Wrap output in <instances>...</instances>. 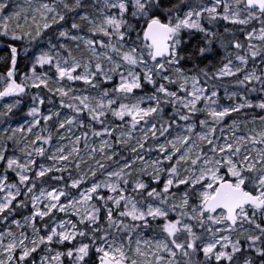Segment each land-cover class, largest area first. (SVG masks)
<instances>
[{
  "label": "snow or ice",
  "instance_id": "snow-or-ice-1",
  "mask_svg": "<svg viewBox=\"0 0 264 264\" xmlns=\"http://www.w3.org/2000/svg\"><path fill=\"white\" fill-rule=\"evenodd\" d=\"M21 49L29 71L18 80ZM218 49L219 67L199 66ZM0 50V264H264V99L225 88L233 103L221 105L217 83L236 77L264 94V0H0ZM77 82L97 94H77ZM145 85L154 92L136 95ZM25 97L31 120L12 127ZM246 109L259 113L224 126ZM49 122L67 143L53 145ZM174 126L146 159L149 139ZM65 173L64 187L44 186ZM150 227L163 237L144 239Z\"/></svg>",
  "mask_w": 264,
  "mask_h": 264
},
{
  "label": "rangeland",
  "instance_id": "rangeland-1",
  "mask_svg": "<svg viewBox=\"0 0 264 264\" xmlns=\"http://www.w3.org/2000/svg\"><path fill=\"white\" fill-rule=\"evenodd\" d=\"M16 2H18V3H20V4H22L23 3V0H16ZM257 28L259 27V24H258V22L256 23V25H255ZM83 27V30L81 31V35L82 36H85V38H91V34H89L88 32H87V26L86 25H83L82 26ZM133 39H135V37L133 38ZM244 40V36H243V34H242V40L241 41H243ZM69 43V45H70V47H75V45L73 44V42H68ZM139 40H137L136 41V44L137 45H139ZM41 47H43V46H41ZM21 51H22V53H23V49H21ZM21 57H23L24 58V56H23V54L21 55ZM28 62V61H27ZM235 63H238V61H234ZM257 65H259V61L257 60ZM249 67H251V62H250V64H249ZM29 71V68L27 67V70H26V72H28ZM25 73V72H24ZM24 73L23 74H21L20 76H17L18 78V80H20L22 77H23V75H24ZM242 75L243 74H241V78H242ZM225 79H231V80H233L231 83L232 84H230V89H227L229 92H232V91H235V92H237V93H239L240 95H245V94H247V96H248V98L252 101V102H258L260 99H264V94H261V93H247V90L246 89H244V88H242V87H239V86H237V88L235 87L236 85H235V80L237 79L236 77H230V78H225ZM118 83V77H114L113 78V81H112V83L111 84H105V85H103L102 87H104V88H109V89H111L112 87H113V85H115V84H117ZM166 83V82H165ZM74 87H76V89H77V94H83V95H96L97 94V90L96 89H91V88H89L88 86H86V85H83L82 83H80V82H77L75 85H74ZM169 88L170 89H172V90H175L174 89V87L173 86H171V85H169ZM218 90H219V92H220V96H221V99H220V104L221 105H229V104H231V103H233L232 101H229V100H227L226 98H225V89L224 88H218ZM30 91H32V92H35V91H38V90H30ZM246 91V92H245ZM154 92V89H152V87L150 86V85H145L144 86V88H143V90H137V93H136V95H145V96H147V95H151L152 93ZM111 95H115L114 93H111ZM55 101H58V97H54L53 98ZM4 102L2 101L1 103H0V105H2ZM29 104H30V100L27 98V97H25V99H24V102L19 106V108L13 113V115L11 116V118L8 120V124H10L12 127H18V126H27L28 125V122L31 120V117H29V116H27L26 115V113H27V111L29 110ZM145 106H147V102H146V105ZM50 107V105H48V104H45V106H44V108H43V111H45V112H47V109ZM165 107H169V109L171 110L170 112H168V114H167V116H165V119H173V112H174V109L171 107V106H164V108ZM245 112H247L248 113V115H243V114H233V116H230V117H227L226 119H225V124H224V126L225 127H227V125H229L231 122H232V120L233 119H239V120H245V121H251V117H252V115L255 113V114H258L259 113V109H246V110H244ZM61 114H62V116H64V115H71L72 113L70 112V110H68V109H63V110H61ZM84 120H85V123L87 124V123H90V121H89V119L87 118V116H86V114L82 117ZM203 118H205V116H204V114L203 113H198L197 114V117H195L194 119H196V120H199V119H203ZM127 119V118H126ZM107 123L109 124V125H112V126H115V124H118V123H121V122H119L118 120H115V118H113V117H111V116H109L108 118H107ZM181 125H183V123L184 122H179ZM6 125L5 124H0V130H2L4 127H5ZM98 130L100 129V125H98V124H96V125H94ZM249 126H251V124H249ZM41 127H43V123L41 124ZM49 129L53 132V137H54V139H53V145L55 146L57 143H67V141H58L57 140V133H56V131H55V124L53 123V122H49ZM198 131L200 130L199 129V126H198V129H197ZM34 132L36 131V129H34L33 130ZM63 130H61V132H62ZM75 131V133L76 134H79V132H81V131H84V129H77V130H74ZM178 131H182V129H180V130H177L176 128H175V126L173 127V129L172 130H170V132L169 133H166L165 134V136H163V137H160L159 138V140H156V141H153V140H151V139H149V141H148V144L146 145V148L148 147V146H152L153 147V151L151 152V153H148L147 151H144L142 154L144 155V157L146 158V159H148V160H152V159H155V158H157V156H158V152L157 151H155V148L158 146V144L159 143H164V142H167V140L168 139H172V138H174L175 137V135L177 134V132ZM45 135L47 134V132H45L44 133ZM135 135H137V136H139V135H141V133L139 132V127H138V130H137V132L135 133ZM218 135H219V133H218ZM89 139L91 140L92 139V137H89ZM94 146H96V147H98L99 146V138H97L96 139V142H95V145ZM81 148L83 149V144H81ZM117 149L118 150H120L121 151V155L122 156H130L131 154L128 152V150L127 149H120L119 148V146H117ZM82 155H85V153L82 151V153H81ZM15 155H17V156H19L20 155V153H19V151L17 150L16 151V153H15ZM98 155V154H97ZM85 159H87V156H85ZM119 159V158H118ZM41 162V158H37V163L39 164ZM44 163H46V164H50L51 163V161H48V160H44L43 161ZM121 163H123V160H121L120 161ZM89 163H92L91 161H89ZM0 167H2V166H0ZM111 167H115V165H111ZM82 168H84V170H87V165H82ZM72 175L73 176H75L76 175V172L75 171H73V173H72ZM10 176H12V174H10ZM64 176H65V180L64 181H53V182H56L57 184L56 185H53V186H49V185H47V184H44V186L45 187H64L66 184H68V183H70V181L68 180V174L67 173H65L64 174ZM97 178H102V174L101 173H98L97 174ZM59 182L60 183H63L62 184V186H60V184H59ZM91 180H89L88 181V183L86 184V185H81V188H84V187H86V186H88V185H90L91 184ZM37 183H39V182H37ZM65 184V185H64ZM40 186H41V184H37V191H39V189H40ZM67 191H70L71 193H72V195L73 196H76L77 195V193H78V191L79 190H77V189H66ZM62 199H64V198H62ZM30 211H31V209H27V210H25V213L24 214H28V213H30ZM56 216H57V218H59V217H61V216H63V214H55ZM16 218L17 219H22V216H21V214H17L16 215ZM51 218H49V220H50ZM73 219H75V217H73ZM154 224H159V223H161L160 221H155V222H153ZM5 229V225H3V224H0V231H3ZM142 236H143V238L144 239H149V240H151V239H155V238H162L163 237V233H160V231H159V229L157 230V229H155V231H153V228H149V229H147V230H143L142 231Z\"/></svg>",
  "mask_w": 264,
  "mask_h": 264
},
{
  "label": "trees",
  "instance_id": "trees-1",
  "mask_svg": "<svg viewBox=\"0 0 264 264\" xmlns=\"http://www.w3.org/2000/svg\"><path fill=\"white\" fill-rule=\"evenodd\" d=\"M229 27H231V26H229ZM222 28H223V22H221V31H222ZM237 35L242 40V33L237 32ZM200 42H202V36L200 34H196L189 41V45H190V47H195V45L197 43H200ZM217 48H218V46H217ZM22 54L23 53L21 51V55ZM3 55H7V50H0V56H3ZM223 56H224V51L222 49H218V55L210 57L207 60H203L202 59L201 61L198 62L199 66L200 67H205L206 65L213 66V70H215L216 67L220 66V63L223 60ZM27 64H28V62L23 57L20 56V58L18 59V64H17V68H18V75L17 76H20L21 74L26 72ZM183 67H184L185 70H189V69H192L194 67V65H193V63L191 61H186V62H183ZM3 71H4V65H3L2 62H0V73H3ZM192 74H194V73H192ZM232 81L233 80H231V79H225L224 81L217 82V83L220 85L219 88H221V89L222 88L230 89L229 86H230V84H232L231 83ZM235 87L237 88V86H235ZM1 102L2 101H0V103ZM170 111L171 110L169 109V107H165L164 108V116H167L168 112H170ZM56 182H53L52 180H49L46 177V178H44L43 184H47L49 186H53V185L57 184ZM37 184H41V182H39ZM59 184H60V186H62L63 183L59 182ZM157 230H158V228H157ZM153 231H155V230H153Z\"/></svg>",
  "mask_w": 264,
  "mask_h": 264
}]
</instances>
